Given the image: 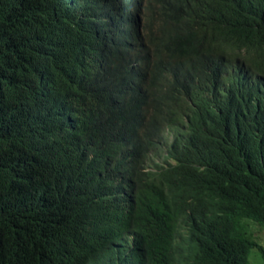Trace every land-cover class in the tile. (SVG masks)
Instances as JSON below:
<instances>
[{
    "label": "trees",
    "instance_id": "obj_1",
    "mask_svg": "<svg viewBox=\"0 0 264 264\" xmlns=\"http://www.w3.org/2000/svg\"><path fill=\"white\" fill-rule=\"evenodd\" d=\"M77 1L0 0V264H59L84 218L131 231L136 264H264V0H151L153 62L108 93L101 54L62 58ZM158 45L232 73L157 87L152 67L180 73Z\"/></svg>",
    "mask_w": 264,
    "mask_h": 264
},
{
    "label": "clouds",
    "instance_id": "obj_2",
    "mask_svg": "<svg viewBox=\"0 0 264 264\" xmlns=\"http://www.w3.org/2000/svg\"><path fill=\"white\" fill-rule=\"evenodd\" d=\"M168 1L174 4V0ZM152 5L151 0H78L73 6L78 34L74 37L75 43L67 46L66 53L61 54L62 58L71 62L79 75V67L90 68L101 54L103 62L97 63L95 68L99 74L100 88L108 93V90L117 86L114 78L127 80L133 69L142 64L148 66L153 62L145 47L151 44L148 25L154 26L158 19V6L152 13ZM158 47L165 63L171 62L175 72L180 73H173L166 66L152 67L156 71L157 87L163 76L173 84H193L194 87L200 83H219L232 73L226 66V70L216 77L208 68L207 59L199 68H195L196 61L193 56H186L182 61H178L177 57L172 58L166 52L163 45ZM136 83L135 81L134 85ZM135 94L133 86L129 95ZM165 133L169 140L173 138L168 126L165 127ZM153 152L151 150L149 153ZM113 180L118 183L117 177ZM103 182L102 187L97 182L98 189L105 195L111 194L110 184ZM117 195L116 189L113 196ZM69 233L70 235L66 236L71 246L68 253L59 249L55 252L59 264H136L135 257L130 253L134 239L131 231L123 232L120 236L113 230H105L98 221L84 218L79 227ZM169 234H172L170 244L174 245L187 231L182 225H177L172 227Z\"/></svg>",
    "mask_w": 264,
    "mask_h": 264
},
{
    "label": "rangeland",
    "instance_id": "obj_3",
    "mask_svg": "<svg viewBox=\"0 0 264 264\" xmlns=\"http://www.w3.org/2000/svg\"><path fill=\"white\" fill-rule=\"evenodd\" d=\"M251 224H252L251 229L254 230V233H255L256 237L258 238L259 242L264 245V230L259 228V226L257 224H254V223H251ZM252 252L256 255L257 251L255 249H252L251 253Z\"/></svg>",
    "mask_w": 264,
    "mask_h": 264
}]
</instances>
